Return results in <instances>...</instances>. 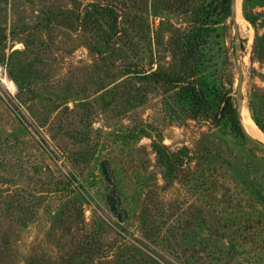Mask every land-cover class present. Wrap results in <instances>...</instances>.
<instances>
[{
	"label": "rangeland",
	"instance_id": "rangeland-1",
	"mask_svg": "<svg viewBox=\"0 0 264 264\" xmlns=\"http://www.w3.org/2000/svg\"><path fill=\"white\" fill-rule=\"evenodd\" d=\"M80 1L84 6L92 0ZM126 3L131 14L143 15V32L138 27L133 31L132 40L127 42L130 48L125 45L126 56L103 60V55L88 48L93 40L89 33L79 28L45 26L47 13L70 6L71 0H0V201L14 196L24 205L38 202L30 208L33 214H10L0 204V243L6 240L11 254V260L2 264H53L74 245V235L82 239V234L93 230L104 245H114L108 252L110 258L114 251H121L115 243L120 239L118 234L127 235L133 252L139 248L173 263L180 260L174 257L177 252L196 255L203 236L212 250L225 248V229L215 212L202 207L197 190L189 188L186 180L169 182L163 177L153 140L169 151L186 155L191 169L203 161L204 147L210 150V157L217 156L222 168H235L231 180L246 179L236 155L248 154V160L264 171L263 150L245 143L241 151L229 130L210 119L177 118L170 111L176 105L161 87L150 86L135 73H128L125 67L131 63L133 69L149 71L157 64L169 66L171 52L166 46L173 35L172 26H180L181 17L176 12L154 16L152 0ZM249 12L255 16L254 24L243 16L239 0L242 91L250 116L248 96L255 90L264 92V0ZM219 39L222 79L231 83L234 96L235 47L230 17L221 23ZM9 73L29 85L22 100L17 98L18 88ZM117 82H126L125 89L137 90L134 100L128 102L122 89L111 96L108 91ZM66 98H70L67 103L57 105ZM79 101L86 107L77 108L73 117L61 114L65 105L73 108ZM139 129L144 132L120 141L123 133ZM87 151L92 158L78 160ZM102 162L115 170L126 207L130 208L128 216L122 215L123 220L105 204L106 186L113 188L114 181L100 178ZM90 173L97 178L85 182L82 189L89 197L79 198L77 205L72 194L50 191L46 195L49 183L62 176L73 174L83 180ZM226 184L235 185L232 181ZM240 204L246 206V200L240 198ZM63 206L79 212V216L67 219L58 212ZM104 227L107 230H102Z\"/></svg>",
	"mask_w": 264,
	"mask_h": 264
},
{
	"label": "trees",
	"instance_id": "trees-1",
	"mask_svg": "<svg viewBox=\"0 0 264 264\" xmlns=\"http://www.w3.org/2000/svg\"><path fill=\"white\" fill-rule=\"evenodd\" d=\"M259 2L260 0H242V14L253 24L255 16L249 9ZM81 4L80 0H71L70 6L50 11L47 13L45 26L51 24L54 27H66L71 30L79 28L89 33L93 40L89 42L88 48L93 53L103 55V60L115 59L120 55L126 56L125 45L132 40L133 31L138 27L139 32H143V15L137 17L127 11L126 0H92L84 6ZM140 7L142 6L139 5V9ZM141 9L144 13V8ZM151 11L154 16L162 17L164 14L166 16L167 13L176 12L181 17L180 26H172L173 35L166 46L171 52V63L169 66L157 64L151 71L144 68L133 69L131 63L125 67L128 73H135L150 86L161 87L176 105V108L170 111L177 118L210 119L216 126L229 130L241 151L244 150L245 143L258 148L244 135L231 83L222 79L223 67L219 62L222 48L219 36L221 23L230 17V0H152ZM127 46L130 48L128 43ZM12 79L18 88L17 98L22 100V95L29 85L18 78ZM124 83L126 82L115 83L108 92L111 96H116L122 89L130 102L132 98L134 100L137 90L132 91L131 87L125 89ZM69 99H63L56 104L63 105ZM52 102L55 104L56 100ZM85 104L79 101L73 108L65 105L61 114L70 113L69 115L73 117L76 109L85 108ZM247 106L251 118L264 132V92L260 90L251 92ZM134 132L131 130L127 135L123 133L119 136L120 141L135 138L137 134H142L144 129ZM152 149L159 166L162 167L163 177L169 182L186 180L189 188L197 190L196 194L200 196L202 207L216 213L220 226L226 232L224 237L226 247L212 250L209 240L203 236L198 241L200 249L196 255L189 256L185 252H177L174 257L180 260L173 263L139 248H135L133 252L130 249L133 245L127 240V235L118 234L120 239L115 243L121 251L119 253L114 251V257L110 258L108 252L114 245H104L98 233L93 230L89 234H82V239H77L78 236L74 235L72 238L75 241L74 245H71L70 249L59 256L53 264H264V171L248 160L249 155H236L246 176V179L238 181L235 178L231 180L235 168L228 166L226 169L222 168L221 161L215 158L216 155L210 157L208 155L210 150L207 148L202 147L203 153L200 158L203 161L193 169L187 165L186 155L179 154L178 151H169L158 141H152ZM91 155L92 153L87 151L79 156L78 160L87 162L92 158ZM99 171L100 178L104 180L112 178L114 181L113 188L106 186V206L121 219L122 215L128 216L130 208L126 207V198L121 192L119 180L115 177V170L108 168L106 162H102ZM95 178L97 175L93 173L83 180L73 174L62 176L56 182L49 183L50 190L47 188L46 195L50 194V191L52 194L60 192L62 196L72 194L74 204L77 205L79 198L84 200L89 197L88 192L82 189L85 182L92 183ZM231 181L235 185L228 186L226 183ZM135 197L133 200H136ZM240 198L246 200V206L240 204ZM0 204L5 205V212L10 214L14 211L33 214L34 211L30 208L38 202L24 205L20 199L13 196L6 201L5 199L0 201ZM75 205L74 209L77 208ZM257 205L261 209L258 210ZM61 210L58 212L67 219L73 220L75 215L79 216V212L78 214L77 211L72 212V209ZM102 230L107 229L104 227ZM6 243V240L0 243V264L11 260V254L5 247Z\"/></svg>",
	"mask_w": 264,
	"mask_h": 264
},
{
	"label": "water",
	"instance_id": "water-1",
	"mask_svg": "<svg viewBox=\"0 0 264 264\" xmlns=\"http://www.w3.org/2000/svg\"><path fill=\"white\" fill-rule=\"evenodd\" d=\"M230 19L232 21L233 26V40H234V47H235V67H236V84H235V91H234V98L236 103V110L237 115L241 123V128L246 136V138L258 148L264 151V141L253 136L250 134L241 121V112L244 106V95L242 91L243 85V70L242 65L239 58V51L241 49V41L239 35V24L237 22V0H230Z\"/></svg>",
	"mask_w": 264,
	"mask_h": 264
},
{
	"label": "bare ground",
	"instance_id": "bare-ground-1",
	"mask_svg": "<svg viewBox=\"0 0 264 264\" xmlns=\"http://www.w3.org/2000/svg\"><path fill=\"white\" fill-rule=\"evenodd\" d=\"M239 0H237L238 3ZM244 107V106H243ZM241 121L243 123V126L245 127V129L252 134L253 136L261 139L264 141V133L260 130V128H258L255 123L253 122V120L250 118L249 114L247 113L245 107L244 109H242L241 112Z\"/></svg>",
	"mask_w": 264,
	"mask_h": 264
}]
</instances>
